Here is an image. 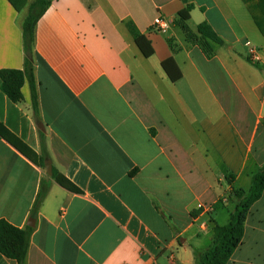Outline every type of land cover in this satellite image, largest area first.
Masks as SVG:
<instances>
[{
	"label": "crops",
	"instance_id": "1",
	"mask_svg": "<svg viewBox=\"0 0 264 264\" xmlns=\"http://www.w3.org/2000/svg\"><path fill=\"white\" fill-rule=\"evenodd\" d=\"M33 1L17 11L0 0V69L24 67ZM182 18L197 35L202 22L218 33L212 57L187 39ZM170 57L176 81L163 67ZM33 63L37 116L28 81L13 102L0 78V122L38 155L43 135L46 160L82 192L0 136V219L34 224L25 264H194V249L211 246L214 225L230 219V191L248 190L264 167V35L246 1L52 0ZM43 177L50 188L32 216ZM0 264L16 261L0 252ZM228 264H264V194Z\"/></svg>",
	"mask_w": 264,
	"mask_h": 264
},
{
	"label": "trees",
	"instance_id": "2",
	"mask_svg": "<svg viewBox=\"0 0 264 264\" xmlns=\"http://www.w3.org/2000/svg\"><path fill=\"white\" fill-rule=\"evenodd\" d=\"M17 11L22 10L29 0H9ZM248 4V8L258 26L264 35V2L252 4V0H244ZM52 0H34L29 5L28 15L22 24L23 33V50L25 53L24 67L22 69L4 68L0 69V78L2 80V90L13 102H21L24 98L22 87L28 81L32 97V108L34 114L38 113L37 102V83L34 74L33 63V44L35 37V28L38 20L50 7ZM177 24L183 29L189 41H195L199 38L204 52L208 57H212L214 51L208 40L222 43L221 37L214 28L207 22L198 25V35L193 32L184 19H178ZM128 29L134 36L136 44L145 56L154 53V48L148 38L142 34L136 25L131 21L127 22ZM247 60L256 64L252 58ZM163 67L173 81L178 80L182 73L172 57L163 61ZM174 67L176 72L173 70ZM0 136L23 154L37 162L45 168V160L49 157L48 150L45 145V138L41 137V154H37L22 139L10 131L4 124L0 122ZM62 187L72 192H82L70 179L53 168L51 176ZM231 181V179L229 178ZM50 188V180L43 177L40 183V190L32 209V216H36L37 211L42 205L46 194ZM264 194V167L257 171L252 178V184L248 190L238 188L232 189L229 198L235 202V207L230 214L229 222L220 225L215 224L213 228V242L211 246L201 249H194V264H228L234 250L242 243L245 233V223L254 202L259 200ZM33 227H18L6 219H0V252L8 258L14 259L16 264H25L26 256L30 244V237Z\"/></svg>",
	"mask_w": 264,
	"mask_h": 264
},
{
	"label": "built area",
	"instance_id": "3",
	"mask_svg": "<svg viewBox=\"0 0 264 264\" xmlns=\"http://www.w3.org/2000/svg\"><path fill=\"white\" fill-rule=\"evenodd\" d=\"M168 27V21L163 17V15L159 14L154 19V28L157 30H163ZM249 43V42H248ZM201 207H204L203 204H201ZM207 211H210L209 208L206 209Z\"/></svg>",
	"mask_w": 264,
	"mask_h": 264
},
{
	"label": "water",
	"instance_id": "4",
	"mask_svg": "<svg viewBox=\"0 0 264 264\" xmlns=\"http://www.w3.org/2000/svg\"><path fill=\"white\" fill-rule=\"evenodd\" d=\"M45 167H46V171H47V174L49 176H52V173H53V166H52V161L50 159H47L45 161ZM34 220V219H32ZM30 226H33L34 224L32 222L28 223Z\"/></svg>",
	"mask_w": 264,
	"mask_h": 264
},
{
	"label": "rangeland",
	"instance_id": "5",
	"mask_svg": "<svg viewBox=\"0 0 264 264\" xmlns=\"http://www.w3.org/2000/svg\"><path fill=\"white\" fill-rule=\"evenodd\" d=\"M245 185H246V183H245ZM232 205V204H231ZM217 209L219 210V211H221V215H220V220H219V222H223V219H224V217H227L228 218V214H227V212H226V209H225V207L224 206H222V205H218V207H217ZM228 220V219H227ZM229 221H227V223H228Z\"/></svg>",
	"mask_w": 264,
	"mask_h": 264
}]
</instances>
